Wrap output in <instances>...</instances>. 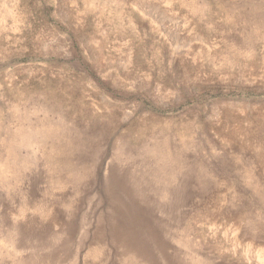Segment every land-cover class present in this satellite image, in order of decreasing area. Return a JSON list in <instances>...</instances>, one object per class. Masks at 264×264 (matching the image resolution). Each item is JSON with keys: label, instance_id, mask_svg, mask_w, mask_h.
<instances>
[{"label": "rangeland", "instance_id": "obj_1", "mask_svg": "<svg viewBox=\"0 0 264 264\" xmlns=\"http://www.w3.org/2000/svg\"><path fill=\"white\" fill-rule=\"evenodd\" d=\"M0 264H264V0H0Z\"/></svg>", "mask_w": 264, "mask_h": 264}]
</instances>
